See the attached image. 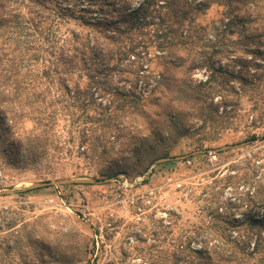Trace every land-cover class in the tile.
Wrapping results in <instances>:
<instances>
[{
    "label": "rangeland",
    "instance_id": "rangeland-1",
    "mask_svg": "<svg viewBox=\"0 0 264 264\" xmlns=\"http://www.w3.org/2000/svg\"><path fill=\"white\" fill-rule=\"evenodd\" d=\"M228 20L223 4L197 14L196 22L205 26L199 30L202 40L174 51L189 55L191 76L172 66L173 49L153 47L155 36L147 27L116 32L115 49L130 50L118 61L29 82V96L45 89L62 94L66 86L69 99L90 97L93 103L87 111L60 115L50 130L58 142L48 144L40 161L24 162L26 142L2 131L0 191H15L0 194V264H175L179 248L205 250L217 238L220 219L240 217L255 187L264 183V138L246 141L252 134L264 136V76L255 73V63L262 61L253 47L216 43ZM68 28L89 31L79 19L62 25ZM209 56L214 68L248 82L232 76L209 81L211 67H199ZM143 68L164 72L150 81L157 89L141 99L121 94L120 88L143 86L136 80ZM186 77L192 87L203 82L214 102L228 96L231 112L218 106L223 122L202 125L195 110L171 101ZM85 128L94 138L104 134V140L82 143ZM61 178L85 182L22 190Z\"/></svg>",
    "mask_w": 264,
    "mask_h": 264
},
{
    "label": "trees",
    "instance_id": "trees-1",
    "mask_svg": "<svg viewBox=\"0 0 264 264\" xmlns=\"http://www.w3.org/2000/svg\"><path fill=\"white\" fill-rule=\"evenodd\" d=\"M77 1L82 3L81 7L77 6ZM130 1L123 0L125 5H120L119 0H0V139L5 131L24 140L28 146L24 162L40 161L47 154L48 144L58 142V137L50 130L61 114L76 112L79 108L87 111L92 109L93 103L90 97L82 100L73 95L69 99L66 86L62 94H49V89H45L44 93L29 96V89L26 90L29 82L44 78L53 81L55 75L82 74L91 69L93 62L118 61L130 50L115 49L116 32L144 31L151 27L149 31L155 36L153 47L173 49L171 56L175 60L170 63L184 75L191 76L195 66L189 65V55L174 51H184L202 40L199 30H205V26L196 22L197 14L212 4H223L229 20L220 28L216 43L226 40L253 47L254 57H261L262 61L255 63V73L259 79L264 76V50L260 48L264 43V0H141L137 5ZM71 19H79L89 31L62 30V25ZM147 52L143 54L145 62L151 59ZM213 63L214 58L209 56L199 64V67H211L209 81L218 76L224 79L232 76L248 82L228 69L214 68ZM169 69L166 65V72ZM141 70L142 73L136 72V80H141L143 86L137 83L128 89L120 88L121 94L141 99L146 91L150 94L157 89L150 81L154 75L160 79L164 72ZM203 85L200 82L192 87L186 77L176 86L177 94L170 99L195 110L202 125L220 124L223 113H219L218 106L222 105L223 112L228 114L231 110H227V105L231 101L224 96L219 103L214 102ZM82 130V143L95 146L104 140V134L94 138L85 132L86 128ZM261 138L264 136L252 134L246 141ZM60 148L56 145L55 150ZM193 156L195 154L190 155ZM249 198L240 217L226 215L220 219L221 223L215 221L217 238L205 245V250L182 246L175 264H264V183L259 182ZM190 252L195 253L193 258L186 255Z\"/></svg>",
    "mask_w": 264,
    "mask_h": 264
},
{
    "label": "water",
    "instance_id": "water-1",
    "mask_svg": "<svg viewBox=\"0 0 264 264\" xmlns=\"http://www.w3.org/2000/svg\"><path fill=\"white\" fill-rule=\"evenodd\" d=\"M228 147L229 146L226 145V146H222L220 148H217L216 150H221V149H225ZM175 158H179V157H176V156L175 157H164V158L158 159L157 161H165V160H170V159H175ZM73 182H85V180H83V179H72V178H61V179H56V180H47V181L35 182L31 186L22 188V190L31 189V188H35V187H41V186L67 184V183H73ZM14 191H15L14 189H7V190L0 191V194H5V193H9V192H14Z\"/></svg>",
    "mask_w": 264,
    "mask_h": 264
}]
</instances>
